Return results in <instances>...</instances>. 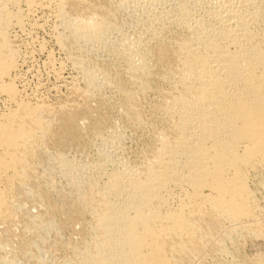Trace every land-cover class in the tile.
Here are the masks:
<instances>
[{"label":"bare ground","instance_id":"bare-ground-1","mask_svg":"<svg viewBox=\"0 0 264 264\" xmlns=\"http://www.w3.org/2000/svg\"><path fill=\"white\" fill-rule=\"evenodd\" d=\"M263 245L264 0H0V264Z\"/></svg>","mask_w":264,"mask_h":264},{"label":"rangeland","instance_id":"rangeland-1","mask_svg":"<svg viewBox=\"0 0 264 264\" xmlns=\"http://www.w3.org/2000/svg\"><path fill=\"white\" fill-rule=\"evenodd\" d=\"M260 244H261V242H260ZM259 244V245H260ZM264 248V245L262 246V248L261 249H263ZM248 249V250H247ZM252 250V248H250V244L247 246V248H246V252L248 253V254H252L253 253V251H251Z\"/></svg>","mask_w":264,"mask_h":264}]
</instances>
